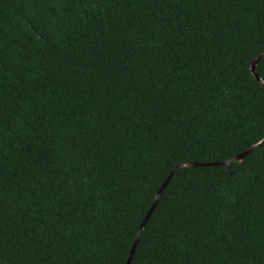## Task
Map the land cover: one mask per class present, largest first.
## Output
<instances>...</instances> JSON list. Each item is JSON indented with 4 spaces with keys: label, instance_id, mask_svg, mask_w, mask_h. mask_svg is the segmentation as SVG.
Returning <instances> with one entry per match:
<instances>
[{
    "label": "trees",
    "instance_id": "16d2710c",
    "mask_svg": "<svg viewBox=\"0 0 264 264\" xmlns=\"http://www.w3.org/2000/svg\"><path fill=\"white\" fill-rule=\"evenodd\" d=\"M263 53L264 0H0V264H127L264 139ZM142 252L264 264V144Z\"/></svg>",
    "mask_w": 264,
    "mask_h": 264
},
{
    "label": "water",
    "instance_id": "95a60500",
    "mask_svg": "<svg viewBox=\"0 0 264 264\" xmlns=\"http://www.w3.org/2000/svg\"><path fill=\"white\" fill-rule=\"evenodd\" d=\"M263 59H264V53L255 62H253V64L251 65V72H252L253 76L255 77V79L264 88V82L259 77V75L257 74V66L260 63V61L263 60ZM262 141H264V139ZM261 145H263V144L260 142L259 144H256V145L252 146L251 148H249L248 150H246L245 152H243L241 155H239V156H237V157H235V158H233L231 160H228L226 162H223V163H187V164H179L178 166H176L175 169L173 170V172L171 173V175L169 176V178L166 180V182L163 184V186L161 187V189L157 193L156 199H155V202H154L153 206L151 207V209L147 213L145 219L143 220V222H142V224H141V226H140V228L138 230L137 237H136L135 243L133 245V248L131 250V253L129 255L127 264H129V261H131V263H132L134 255H135V252H136V248H137V246H138V244L140 242V239H141L142 234H143V232L145 230V227H146L148 221L150 220V218L152 217V215H153V213H154V211H155V209H156V207H157V205L159 203V200H160L163 192L168 187V185L171 182L172 177L174 176V174L178 170L183 169V168H197V167H210V166H221V167H225L226 168L229 165L243 162L249 155H251Z\"/></svg>",
    "mask_w": 264,
    "mask_h": 264
},
{
    "label": "snow or ice",
    "instance_id": "6c2138e0",
    "mask_svg": "<svg viewBox=\"0 0 264 264\" xmlns=\"http://www.w3.org/2000/svg\"><path fill=\"white\" fill-rule=\"evenodd\" d=\"M262 144H264V141H261ZM161 234L163 235V231L161 229ZM148 243H151V239L148 241ZM147 253L146 252H142L139 259H140V264H143V261L146 257ZM129 264H131V261H129Z\"/></svg>",
    "mask_w": 264,
    "mask_h": 264
}]
</instances>
